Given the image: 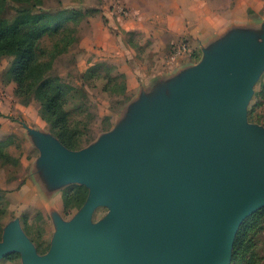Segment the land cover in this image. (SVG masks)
I'll return each instance as SVG.
<instances>
[{"label":"water","instance_id":"obj_1","mask_svg":"<svg viewBox=\"0 0 264 264\" xmlns=\"http://www.w3.org/2000/svg\"><path fill=\"white\" fill-rule=\"evenodd\" d=\"M264 67L257 41L232 30L195 66L141 90L114 128L87 149L24 127L39 150L47 191L88 189L69 220L52 211L39 255L18 218L3 228L0 258L22 264H228L244 218L264 206V129L246 107ZM106 216L92 222L95 209Z\"/></svg>","mask_w":264,"mask_h":264},{"label":"rangeland","instance_id":"obj_2","mask_svg":"<svg viewBox=\"0 0 264 264\" xmlns=\"http://www.w3.org/2000/svg\"><path fill=\"white\" fill-rule=\"evenodd\" d=\"M21 11L66 15L61 23L70 42L54 58L50 73L74 88L65 97L64 110L83 140L80 149H87L114 128L139 89L151 88L161 77L167 79L195 66L217 38L244 30L260 41L264 0H4L0 14L12 23ZM54 40L45 38L42 45L47 48ZM181 43L185 52L172 60V48ZM12 59L0 57V194L8 203L0 242L4 226L15 218L21 224L27 215V224L39 234L30 237L38 244L31 242L43 255L53 233L50 213L69 220L84 204L89 189L75 183L47 191L38 181L39 150L24 127L57 138L41 116L40 103L26 102L15 94V83L7 74ZM246 121L264 129V67L252 86ZM64 190L76 202L69 215L62 212ZM107 212L106 207H97L92 222ZM254 213L235 256L237 233ZM0 264L22 262L19 253L13 252L1 257ZM228 264H264V206L239 224Z\"/></svg>","mask_w":264,"mask_h":264},{"label":"trees","instance_id":"obj_3","mask_svg":"<svg viewBox=\"0 0 264 264\" xmlns=\"http://www.w3.org/2000/svg\"><path fill=\"white\" fill-rule=\"evenodd\" d=\"M3 2L4 0H0V13L3 10ZM69 11L76 12L74 9ZM65 16L64 12L52 14L21 11L12 23H8L0 14V57L11 56L13 58L7 74L15 83V94L23 97L26 102L31 99L37 100L40 103L42 118L49 123L58 141L67 149L78 150L83 140L78 136L76 127H72L69 123L67 112L64 110L65 97L74 88L64 84L50 73L54 58L65 51L70 42L63 32L61 23L63 18H66ZM45 38L55 40L46 48L42 45ZM61 202L62 212L65 215H69L76 209L74 197L68 191L61 192ZM7 204L0 194V226L7 214ZM257 213L248 217L238 231L233 247L237 250L233 253L235 256L240 253L238 250L243 241L242 235L247 230L249 221ZM27 218V215L22 216V229L30 241L38 244V241L30 238L32 234L38 237L39 234L27 224ZM42 242L40 241L39 244Z\"/></svg>","mask_w":264,"mask_h":264},{"label":"built area","instance_id":"obj_4","mask_svg":"<svg viewBox=\"0 0 264 264\" xmlns=\"http://www.w3.org/2000/svg\"><path fill=\"white\" fill-rule=\"evenodd\" d=\"M185 44L184 43H181V44H178L176 46H174L172 48V51H171V59L172 60H176L178 57H180L181 55H183V53L185 52Z\"/></svg>","mask_w":264,"mask_h":264},{"label":"crops","instance_id":"obj_5","mask_svg":"<svg viewBox=\"0 0 264 264\" xmlns=\"http://www.w3.org/2000/svg\"><path fill=\"white\" fill-rule=\"evenodd\" d=\"M225 19H226V18H223V20L221 19V21H225ZM215 21H216V20H213V27L216 26ZM218 34H219V33H218ZM162 79H163V78L161 77L159 80H162ZM149 88H150V87H149ZM149 88L147 87L146 89H141V90H145V91L147 90V92H148V91H149ZM129 90H130V88H129ZM141 90L139 89L138 92H137V94H139ZM137 97H138V95H137ZM137 97H136V98H137ZM136 98H134V99H136ZM134 99H133V100H134ZM7 200H8V199H7ZM8 202H9V201H8ZM8 210H9V209H8ZM9 211H10V210H9Z\"/></svg>","mask_w":264,"mask_h":264}]
</instances>
